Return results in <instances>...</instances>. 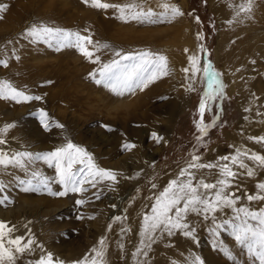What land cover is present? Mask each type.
<instances>
[{"label":"rangeland","instance_id":"rangeland-1","mask_svg":"<svg viewBox=\"0 0 264 264\" xmlns=\"http://www.w3.org/2000/svg\"><path fill=\"white\" fill-rule=\"evenodd\" d=\"M102 2L120 5L137 3L145 11L151 9L155 13L165 12L160 5L167 3L178 7L183 15L175 17L171 22L142 24L135 20L124 22L117 18L119 13L116 9L95 8L91 0H0V6H4V10L0 11V61L7 62V67L0 64V82H7L26 95L42 97L41 100L19 103L0 97V129L13 125L8 131L16 130V135L24 142L28 140L26 135L31 137L43 134L42 142L48 146L44 150L39 149L41 143L33 137V141L26 145V150L30 149V152L36 148L37 153L50 152L71 142L85 149L99 168L111 170L108 167L110 164L121 163L120 166L128 172L127 179L122 183L136 181L132 179V164L141 162V155L145 154L151 160V165L149 164V169L143 176L137 178V183L140 181L141 184L131 189L126 200L128 203L137 195L148 192L153 185L156 187L166 174L173 173L174 177L178 173L177 168L185 164H202L201 162L209 160L221 150L238 151L240 148L236 146L240 144L236 141L247 136V133L243 132L241 135L238 130L243 115L241 100L236 92L229 91L230 84L224 81L221 74L219 79L224 83L223 98L218 96L215 100L208 101L202 118L199 112L205 90V83L202 82L203 66L210 61L218 73L222 67L216 54L219 20L209 0ZM41 24L79 32L84 36L90 35L94 44L89 45V49L94 52L93 59L99 56V63H92L74 47L57 51L55 41L50 44L43 39L33 40L25 36L28 28ZM96 42L110 47L96 51ZM192 49L201 71L196 73L197 80L193 83L192 90L187 91L181 77L185 74L183 69L187 68V64L191 66L189 57L192 56ZM117 50H149L163 54L168 58V74L150 83L143 91L137 90L135 95L115 97L103 85H97L90 74L95 72L96 79H99L101 66L116 59L114 52ZM188 53L190 55L186 56ZM189 73L191 76H188L192 79L191 69ZM186 92L189 93L187 104L182 108L177 105L176 112H179L174 115L175 119L171 123L168 116L172 106ZM7 94L6 91L5 95ZM122 102H125L123 106ZM41 109L47 113L49 130H45L41 123ZM7 110L10 115L3 113ZM201 119L204 125H212L215 120V126L208 127L206 134H202L197 128ZM57 123L64 127H55ZM168 124L170 126L167 128ZM106 125L112 130L109 131ZM133 129H142L144 135H141L146 137L145 147H123L125 143H139ZM15 143L12 139L10 146L13 148ZM253 154L262 155L257 152ZM193 156L200 159L194 162ZM35 164L37 167L28 174L21 172L18 175L0 168V181L5 185L3 191H0V200H3L0 203V221L6 224V233L7 229H12L4 238L5 246L14 248V245L8 244V240L17 237L23 238L22 244L32 241L30 250L16 254L15 264H36L42 256L51 253L46 250L48 242L55 246L62 239L70 240L72 244L69 247L72 248L79 242H86L83 238L85 231L90 232L91 236L97 233L99 204L105 202L109 207L114 204L109 199L112 191L104 190L101 182L95 188L85 184L84 187L88 190L83 193H69L63 197L50 195L47 188L38 181L47 178L48 187L52 191H62V185L56 182L55 167H49L44 161ZM80 166L75 165L76 168ZM33 170L40 173L37 180H32ZM173 179L169 178L163 188ZM20 180H31L32 183L21 184ZM118 185L115 184V187ZM33 186L36 190H32ZM120 189L111 190L117 193L119 191L116 190ZM69 197L73 199L69 201ZM77 200H84L85 203L78 205ZM225 238L233 239V236ZM92 246L93 249H101L100 241L97 247ZM239 247L240 253L235 255L238 260L235 259L233 264H259L251 254L245 258L246 246L240 244ZM105 248L106 242L103 251ZM82 253L83 251H79L76 257ZM93 255L94 258L95 253ZM107 260L108 253L104 251V264ZM221 261L222 264H227L225 259ZM114 262L120 264V258L116 257Z\"/></svg>","mask_w":264,"mask_h":264},{"label":"bare ground","instance_id":"bare-ground-1","mask_svg":"<svg viewBox=\"0 0 264 264\" xmlns=\"http://www.w3.org/2000/svg\"><path fill=\"white\" fill-rule=\"evenodd\" d=\"M209 2L212 10L218 16L220 26L219 44L216 52L218 61L222 64L219 72L225 79L224 81L229 82V91L236 92L241 100L243 115L238 130L242 133L241 135L244 132L247 133V136H242L240 141H236L237 144H240L236 146L240 148L238 151L229 149L227 152H221V150L214 154V157L211 156L212 158L209 160L201 162L202 164L211 163L217 165V167L212 169H190L189 171L195 174L196 182L203 179L207 183H216L217 180L222 178V166L228 164L233 171L238 172V177L230 189V191L235 192L240 197L236 206L258 211L264 209V200L248 201L247 196L264 195L257 187L258 184L264 183V167L250 159V156L255 152L264 155V141L257 142V139H253L264 137V0H252L251 12H240L239 15H237L239 6L245 4L247 0H209ZM189 45L191 46V44ZM190 51L192 56L196 55L193 49ZM189 55L188 53L186 56ZM187 68L190 72L191 66L187 64ZM189 72L183 73V77L180 76L185 83L184 88L186 87L187 91H190L189 86L191 85L192 87L197 80V77L190 79L188 76L190 75ZM19 85H22V83ZM182 90L184 91V89ZM187 96H189L188 92L180 95V100H175L171 114L168 116L171 123L175 119L174 115L179 112V110L176 112L177 105L182 108L183 105L187 104ZM124 104L125 102H122V106ZM3 113L10 115L8 110ZM169 126L168 124L167 128ZM133 130H135L134 133L138 137L139 142L135 146H144L146 137L143 138L142 129ZM99 134L103 136L102 132ZM42 135L41 133L31 137L26 135L27 142H32L34 137L36 141L38 140L41 143L39 149L44 150L45 146L48 145L42 142L44 141ZM12 139L17 143L16 148V143L13 148L10 146ZM0 140L4 141L3 144H0V151L9 156L17 152H30V149L26 150L27 142L18 138L16 130H7L5 132L0 129ZM52 149H54L53 146ZM37 152L38 149L36 148L31 153L35 154ZM238 153L239 159L243 160L254 171L255 174L252 177L246 175L245 169H239L237 165L231 163V157L237 156ZM222 157H228L229 159L224 160ZM150 163L151 160L145 154L141 155V162H133L132 179L136 180L134 183H122L124 179H127L128 172L120 166L121 163L108 166L117 173V182L104 180L101 181V184H103L104 190L112 191L109 199L114 203L113 206L109 207L105 202L99 204L100 207H98L99 209L97 208L99 217L96 220L97 233L91 236L90 232H82L86 242H79L80 244L77 243L78 245L73 248L69 247L72 244L70 240L62 239L55 246L48 242L46 250L52 253L54 260H62L64 264H75V262L82 261L87 257L90 264V260L94 256L90 249L92 247L93 250L92 245L97 247L98 242L102 239L106 242L104 251L108 253L106 264H114L116 257L120 258V264H195L197 256L203 261V264H222L221 259H225L226 263L229 264L228 262L234 263L235 259L238 260L235 255L240 253L238 250L240 244L234 238L232 227L225 226L215 230L211 216L205 220L202 216L189 214L187 219L195 229L194 238L184 236L180 230L174 231L171 236L166 233L161 235L158 230L152 241L144 238V244L141 243L142 237L140 233L144 226V216L146 214L151 215V207L159 194L163 192L165 182L169 178H174L173 180L187 179V176H181V170L188 168L185 164L177 168L176 177L172 176L173 173L166 174L156 187H152L148 192L139 194L126 203L128 196L131 194V189H135L141 184L140 181L137 183V178L148 171ZM36 167L37 164L31 165L29 172ZM0 168L13 171L18 175L22 172L20 169L11 166L6 169L2 166ZM115 184L119 185L115 187ZM112 188L121 189L116 190L119 192L115 193L114 190H111ZM201 191L204 190L201 189ZM209 195H212L211 191ZM68 199L71 201L73 197ZM89 203L91 204V202ZM116 217H120V219L117 220ZM234 217L235 213L231 209H225L223 212L217 213L216 223H220L223 219L234 220ZM234 222L239 223V221ZM230 235L233 236V239L225 238ZM149 244L150 247H147ZM138 249L140 250L139 252ZM79 251H83V253L76 257ZM144 252H147V255H144ZM229 253L231 254L230 256ZM249 256L250 253L247 250L245 258L247 259Z\"/></svg>","mask_w":264,"mask_h":264},{"label":"snow or ice","instance_id":"snow-or-ice-1","mask_svg":"<svg viewBox=\"0 0 264 264\" xmlns=\"http://www.w3.org/2000/svg\"><path fill=\"white\" fill-rule=\"evenodd\" d=\"M87 2V0H85ZM92 6L99 9H116L119 13L118 19L128 22L129 20H135L139 23H164L171 22L177 16L183 15L178 7L163 3L160 5L165 12L155 13L153 10L148 9L145 11L143 6L137 3L130 4H109L104 3L102 0H91ZM252 0H247L245 4L239 6L240 12H251ZM4 10V6H0V11ZM170 13V15H169ZM2 18V17H0ZM25 36L33 40H45L51 44L55 41L56 50L59 51L65 47L76 48L86 59L92 63H99V56L93 59L94 52L89 49V45H93L94 42L90 35L84 36L79 32L66 31L58 27H49L46 25L31 26L25 32ZM202 38V37H201ZM110 45H100L96 42V51L100 48H108ZM203 51V46L201 45ZM116 59L111 60L109 63L103 64L99 70V79H96V73L93 72L90 75L95 80L97 85H103L110 91L115 97L123 98L126 95H135L137 90L143 91L148 85L155 80L166 76L168 74V58L160 53L152 52L149 50H139L132 52H124L123 50H117L114 52ZM189 61L191 64L192 76L195 77L196 73L201 71L198 67V58L196 56H190ZM0 64L7 67L6 61H0ZM185 73L189 72L188 68L183 69ZM202 82L205 83V90L203 92V98L201 99L199 112L201 118L204 115L208 101L215 100L218 96L223 98L224 85L219 79L220 73L216 72L212 67L211 62H207L203 66ZM191 89V85L189 86ZM7 91V95L5 92ZM0 97L5 99L15 100L17 103L21 101L29 100H41L40 96H29L23 91L17 90L7 82H0ZM40 120L45 130H49V124L47 122V113L42 109L40 111ZM215 126V120L212 125H204L203 119L197 124V128L202 134L207 133L208 127ZM13 125H7L3 131H7L8 128ZM57 128H63L61 124H55ZM105 127H108L107 125ZM108 130L112 129L108 127ZM153 137L156 138V134L153 133ZM257 139V142L264 141V137L253 138ZM157 142L159 139L157 138ZM4 141L0 140V144ZM125 149L134 148V144L125 143L123 145ZM247 155V153H245ZM193 161H198V156L192 157ZM224 160H228V157H222ZM252 161L258 162L261 167H264V156L252 154L250 156ZM38 161H44L49 167L54 166L57 176V183L62 185L63 190L54 192L48 187V179L41 178L38 183L47 188L48 193L53 196H67L69 193H83L88 189L84 187L85 184L95 188L101 181L108 180L117 182V173L112 170H106L97 167L92 162V157L85 149L78 147L77 145L68 142L66 146L58 147L54 151L45 153H31V152H17L9 156L8 154L0 151V166L7 168L9 166L18 168L25 174H28L31 165ZM231 163L237 165L239 169H245L246 175L252 177L254 171L246 165L243 160L239 159V153L237 156L231 157ZM75 165H81L76 168ZM217 167L214 164H199L190 163L187 169L181 170V176H187L186 180H172L168 186L159 194L155 203L151 207V215L144 216V226L141 230V243L144 244V238L152 241L156 232L159 230L160 234L166 233L171 236L174 231L180 230L186 237L195 236V229L188 222L187 217L189 214H195L202 216L205 220L211 216L212 222L215 225V230L223 228L225 226H231L233 229V235L235 240L247 247L248 252L254 259L259 261V264H264V209L258 211H252L245 207H237V203L240 197L235 192L230 191L234 181L238 177V172L228 165L224 164L221 168V179L216 183H207L203 179L196 182L195 174L190 169L208 168L212 169ZM32 180H37L40 177V173L33 170L31 172ZM21 184L27 182L31 185L32 181L20 180ZM5 185L0 181V191H3ZM155 187V185H153ZM257 187L264 193V183H260ZM203 189L204 191H201ZM27 190V189H26ZM32 190H36L33 186ZM212 195H209V192ZM98 198V197H97ZM248 201L264 200V195H248ZM3 203V200H0ZM78 205L85 203L84 200H77ZM225 209H231L235 213L234 220L223 219L220 223L217 221V213L223 212ZM242 214V215H241ZM117 220L120 217H116ZM234 221H239L235 223ZM6 224L0 221V264H15L16 254L23 253L25 250H30L32 241L22 244L21 237L15 239H9L8 244L15 247H6L4 238L7 233H10L12 229H7L5 232ZM101 249H93L95 257L90 260V264H104L103 246L105 241H100ZM150 247V244L147 245ZM140 250L138 249V252ZM147 255V252H144ZM231 254L229 253V256ZM36 264H64L62 260H54L52 253H48L47 256H42ZM75 264H89V260L86 257L82 261L75 262ZM195 264H203V261L197 256L195 258Z\"/></svg>","mask_w":264,"mask_h":264}]
</instances>
